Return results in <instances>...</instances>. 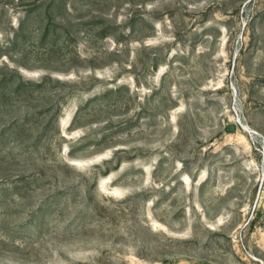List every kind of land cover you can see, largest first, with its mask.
Wrapping results in <instances>:
<instances>
[{
	"label": "rangeland",
	"instance_id": "374dc122",
	"mask_svg": "<svg viewBox=\"0 0 264 264\" xmlns=\"http://www.w3.org/2000/svg\"><path fill=\"white\" fill-rule=\"evenodd\" d=\"M0 264H264V0H0Z\"/></svg>",
	"mask_w": 264,
	"mask_h": 264
}]
</instances>
